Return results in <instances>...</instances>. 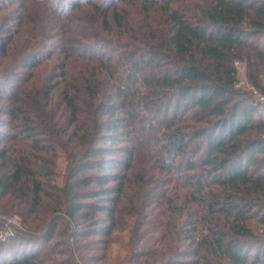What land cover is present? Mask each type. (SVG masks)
I'll use <instances>...</instances> for the list:
<instances>
[{"label": "trees", "instance_id": "trees-1", "mask_svg": "<svg viewBox=\"0 0 264 264\" xmlns=\"http://www.w3.org/2000/svg\"><path fill=\"white\" fill-rule=\"evenodd\" d=\"M6 1L0 264H109L122 206L124 264H264V104L235 67L263 92L264 0H24L16 28Z\"/></svg>", "mask_w": 264, "mask_h": 264}, {"label": "rangeland", "instance_id": "rangeland-1", "mask_svg": "<svg viewBox=\"0 0 264 264\" xmlns=\"http://www.w3.org/2000/svg\"><path fill=\"white\" fill-rule=\"evenodd\" d=\"M35 1H37V0H35ZM53 1H55V0H53ZM5 5H7V11H6L7 13L6 12L5 13L12 16L11 20L15 19L14 22L12 21V24H11L12 28H16L15 26L18 23L17 22L18 20H16V18H19L22 16V9L27 4L25 3L24 0H7L5 2ZM31 9H32V11L30 12V15L26 18V20H27V22H29L28 24H30L32 29L36 28V30H37L38 28H46L47 26L51 25V23H52L51 18H54V16H52V14H50V11L48 10L49 9L48 6H46V7L40 6L39 7L37 5L35 7V9L32 7H31ZM59 9L62 10V8H59ZM86 10H87L86 7H84L82 10H73V15H75V18H77V20L82 22L80 24H84L87 21L91 22V18H92V22L95 21V22L101 24V21L99 19H96V18L86 14V12H85ZM128 10L130 13H134L135 9L132 7H128ZM82 17H84V18H82ZM81 18L84 21H82ZM27 22H25V23H27ZM23 30H25V28H23ZM235 67L237 69V76H238V80H239L237 87L240 90L247 92L248 95H250V92H253L255 90L258 91L260 94L264 95V93H263L264 89L262 90L263 92H261L260 90H257V89L252 87V85H251V83L247 77V74H246V65L244 62L235 61ZM48 70H49V67H47V68H45V70L41 71V74L43 75V77L45 74H47ZM262 84H263V88H264V79L263 78H262ZM252 94H254V96H255V93H252ZM256 116L264 118V109L260 108V110L257 111ZM2 130H5V129L3 128ZM66 166H67V162H66L65 155L62 152H60V157L58 159V174L60 175V179H58L59 184L62 182V177L64 176V174L66 172ZM118 217L126 225L127 228L119 230L114 234L113 244H112L111 250H110L109 264H124L125 256H126L127 252L130 251L129 240L131 237V233H132V230L134 229V226L137 222V219L135 218L134 214L132 213L130 207H127V206H122L119 209ZM18 224L19 223L17 222L16 225H18ZM252 225L255 227L257 233L260 236L264 237V223H259V222L254 221L252 223ZM11 231H12V227L11 228H9V227L8 228H0V239L6 240L7 238L4 239L3 237L6 234L8 236V233ZM144 231H146V233L148 235H152V233H150L151 229H145ZM142 232H143V229H142ZM60 241L62 242V239H59L58 237L55 236L50 241V244H51L50 246H52L56 242L60 243ZM58 248L60 249V248H64V247L59 246ZM43 252L44 251H42V253Z\"/></svg>", "mask_w": 264, "mask_h": 264}, {"label": "built area", "instance_id": "built-area-1", "mask_svg": "<svg viewBox=\"0 0 264 264\" xmlns=\"http://www.w3.org/2000/svg\"><path fill=\"white\" fill-rule=\"evenodd\" d=\"M253 93H255V97L257 98V100L261 103L264 104V95L260 94L258 91H253Z\"/></svg>", "mask_w": 264, "mask_h": 264}]
</instances>
